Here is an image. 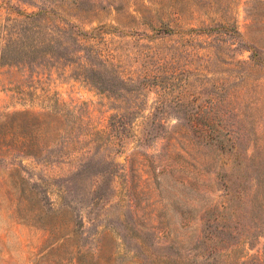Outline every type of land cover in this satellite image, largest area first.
Returning a JSON list of instances; mask_svg holds the SVG:
<instances>
[{"label": "rangeland", "instance_id": "obj_1", "mask_svg": "<svg viewBox=\"0 0 264 264\" xmlns=\"http://www.w3.org/2000/svg\"><path fill=\"white\" fill-rule=\"evenodd\" d=\"M77 1L78 9L69 13L80 15V28L91 32L104 26L107 33L97 45L99 50L106 57L114 50L120 53L119 65L128 79L115 85L126 91L100 93L67 63L59 71L35 69L39 75L2 67L0 118L18 111L42 112L58 98L79 107L97 130L117 114L131 124L126 145L109 152L118 153L115 162L121 166L129 154L138 152L140 170L130 182L116 179L107 203L91 204L94 195L88 180L64 194L60 178L65 170L23 162L28 172L24 177L42 179L55 208L66 202L75 209L73 214L83 223L80 244L90 249L84 250L88 255L82 259L92 264H130L134 252L141 264H175V233H184L175 224V160L188 157L182 150L187 143H201L198 137L208 125L209 111L227 113L214 126L222 129L224 150L230 146L227 139L239 142L245 130L252 141L245 143L249 153L252 143L262 144L255 169L260 180L255 247L264 257V136L256 137L257 127L264 133V72L249 65L247 51L251 46L264 51V0ZM48 3L0 0V28L19 19L17 13L35 12ZM165 163L171 165L170 174L164 171ZM152 169L164 189L153 184ZM2 183L0 177V264H78L79 256L71 254L70 246L48 247L47 235L28 220L25 210L19 214L18 195L9 194ZM129 184L137 197L132 203ZM99 247L100 252L94 253Z\"/></svg>", "mask_w": 264, "mask_h": 264}, {"label": "trees", "instance_id": "obj_2", "mask_svg": "<svg viewBox=\"0 0 264 264\" xmlns=\"http://www.w3.org/2000/svg\"><path fill=\"white\" fill-rule=\"evenodd\" d=\"M78 6L77 0H49L35 12L17 13L19 19H12L10 25L0 28L3 31L0 68L24 69L39 75L42 69L59 71L67 63L78 73V78L100 93L126 91L115 85L117 80L125 83L128 79L119 65L120 53L114 50L111 57L102 54L97 45L107 32L104 26L83 31L77 23L80 15L72 14ZM247 51L249 65L264 72V51L255 46L248 47ZM35 69L39 70L38 74ZM261 101L264 104V91ZM226 114L219 116L209 111L208 125L198 137L202 144L187 143L182 150H186L188 157L175 160V224L184 231L183 235L175 233V264H264V257L255 247L260 184L255 169L262 144L252 143L249 153L245 143L251 140L245 130L239 142L227 139L230 146L224 150L222 129L214 126ZM125 118L120 114L110 116L106 126L97 130L79 107L58 98L42 112L18 111L0 118L3 187L9 189V194L18 195L17 211L21 214L25 210L28 220L38 224L47 235L48 247L70 246L71 254L79 256L78 264H92L82 259L88 255L84 250H90L80 244L83 223L77 219V213L73 214L75 209L69 203L54 207L42 179L33 181L24 177L28 172L23 162L65 170L60 178V187L65 186L64 194L72 191L70 186L78 189L88 180L89 193L94 195L91 204L107 203L115 191L116 179L130 182L140 170L138 152L129 154L122 166L115 162L118 153L109 152L117 146L122 149L127 143L132 126ZM194 129L197 127L191 128ZM259 134L264 136L257 127L256 137ZM187 148L195 154L188 153ZM165 165L166 172L171 165ZM91 167L95 171H90ZM152 170L150 179L162 188V182ZM132 190L129 184L131 203L137 198ZM97 252L100 247L94 249ZM141 263V257L133 252L130 264Z\"/></svg>", "mask_w": 264, "mask_h": 264}]
</instances>
